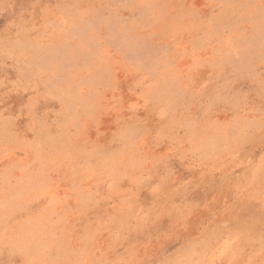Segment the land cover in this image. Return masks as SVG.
I'll return each mask as SVG.
<instances>
[{"label": "rangeland", "instance_id": "1", "mask_svg": "<svg viewBox=\"0 0 264 264\" xmlns=\"http://www.w3.org/2000/svg\"><path fill=\"white\" fill-rule=\"evenodd\" d=\"M0 264H264V0H0Z\"/></svg>", "mask_w": 264, "mask_h": 264}]
</instances>
